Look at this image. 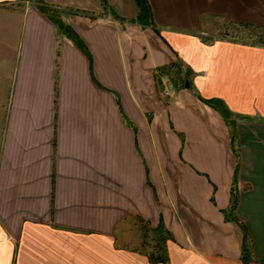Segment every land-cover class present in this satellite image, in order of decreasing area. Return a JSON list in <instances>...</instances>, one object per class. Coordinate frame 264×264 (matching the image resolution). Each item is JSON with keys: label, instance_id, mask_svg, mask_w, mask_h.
<instances>
[{"label": "crops", "instance_id": "0c3cea01", "mask_svg": "<svg viewBox=\"0 0 264 264\" xmlns=\"http://www.w3.org/2000/svg\"><path fill=\"white\" fill-rule=\"evenodd\" d=\"M45 1L90 55L35 0H0V264H163L142 249L161 218L168 264H245L236 168L264 264V46L211 34L264 26V0H150L154 27L111 17L135 0ZM178 60L190 86L160 91Z\"/></svg>", "mask_w": 264, "mask_h": 264}, {"label": "trees", "instance_id": "16d2710c", "mask_svg": "<svg viewBox=\"0 0 264 264\" xmlns=\"http://www.w3.org/2000/svg\"><path fill=\"white\" fill-rule=\"evenodd\" d=\"M103 1V7L105 10H108L107 2ZM35 2L40 7V10L50 16L54 22L58 24L60 30L67 34L71 39L82 48L84 52L90 55L89 47L86 42L79 36V34L71 27L70 24L66 23L61 16L60 9L53 4L45 0H35ZM137 5V12L133 18H125L117 14L115 11H111L110 15L113 18L120 19L122 21H129V23L139 24L142 27H154L156 22L154 19V9L150 0H135ZM72 10V9H71ZM72 12H81L80 10H72ZM100 15H104L101 13ZM95 15H92L94 18ZM231 28L235 30L239 39L244 43L252 44H262L264 46V26L263 25H252L245 24L244 22H232ZM155 80L159 87V90L164 89L165 83H172L177 88H187L191 84V73L188 68H185L184 62L181 60L171 62L169 64H163L158 66L154 71ZM212 106L218 108L222 111V114L226 116L225 108H222L221 101L217 98L211 100H205ZM239 146H235L234 151L238 157V162L240 160V150ZM238 170L236 168V173L231 186V205L226 210H223L226 219H233L238 222L239 226L242 228L244 233L243 244H242V258L245 261V264H249L253 260L254 248H253V239L251 233L244 224L239 216L237 215V206H239L240 196L238 190ZM212 200L215 201V197H212ZM149 231L154 235L155 249L151 252H148V256L153 262H161L163 264H168L170 261L168 255L167 242L175 241L173 234L165 226V221L161 218L160 222L156 226H149Z\"/></svg>", "mask_w": 264, "mask_h": 264}, {"label": "rangeland", "instance_id": "374dc122", "mask_svg": "<svg viewBox=\"0 0 264 264\" xmlns=\"http://www.w3.org/2000/svg\"><path fill=\"white\" fill-rule=\"evenodd\" d=\"M218 30V31H217ZM217 30L214 33L211 34H221L224 37L228 38H234L235 36L237 38H241L240 36H237V32L231 28V24H224L222 23L220 26H218ZM142 229H143V241H142V249L146 250L148 252H151L155 249V240L154 235L151 231H149V228L147 224L142 223Z\"/></svg>", "mask_w": 264, "mask_h": 264}, {"label": "built area", "instance_id": "2783aa9c", "mask_svg": "<svg viewBox=\"0 0 264 264\" xmlns=\"http://www.w3.org/2000/svg\"><path fill=\"white\" fill-rule=\"evenodd\" d=\"M172 85H170V87H168L167 89L164 90V94L167 97L169 95V89H171Z\"/></svg>", "mask_w": 264, "mask_h": 264}]
</instances>
